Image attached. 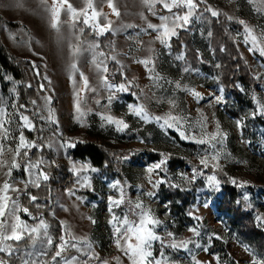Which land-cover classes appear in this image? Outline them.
I'll return each instance as SVG.
<instances>
[{
    "label": "rangeland",
    "instance_id": "1",
    "mask_svg": "<svg viewBox=\"0 0 264 264\" xmlns=\"http://www.w3.org/2000/svg\"><path fill=\"white\" fill-rule=\"evenodd\" d=\"M214 17L251 85L226 88ZM0 39L36 92L33 118L0 67V264H264V0H0ZM88 142L120 170L74 155ZM44 147L76 178L60 235L17 198Z\"/></svg>",
    "mask_w": 264,
    "mask_h": 264
},
{
    "label": "trees",
    "instance_id": "2",
    "mask_svg": "<svg viewBox=\"0 0 264 264\" xmlns=\"http://www.w3.org/2000/svg\"><path fill=\"white\" fill-rule=\"evenodd\" d=\"M166 11V10H165ZM226 22L224 19L214 17L212 19V26L214 29L215 38L225 46L224 56L226 59V68L223 75V82L229 91H236L237 81L239 79L245 81L251 85L254 82V77L244 67L241 58L234 48L227 32H225ZM185 31L179 30V34L172 38L171 44L174 50H180L183 44L186 43ZM29 64L28 59L17 58L0 39V67L13 73V75L22 80V87L20 89L21 94L19 98V107L29 113L35 118V108L32 103V98L36 92L33 87H28L26 84V77L24 76V65ZM39 71V70H38ZM36 76H40V72L36 73ZM40 77H37L39 82ZM41 80H44L41 79ZM45 154L50 159V165L45 168V173L48 178L44 179L37 187H28L27 190L22 191L17 195L21 205V214L30 224H37L41 220H47L50 222L51 227L55 234H62V224L56 217H53L51 210L53 209L58 189H70L75 183V175L69 169L65 162L59 161L56 156L47 150L45 147L42 149H36L37 152ZM86 154L89 156L102 170L107 171L109 169L120 170L119 160L113 153L109 152L104 146L97 142H88L85 144H78L74 151V155ZM211 171L212 169L209 168ZM223 184L229 186L231 184L227 177L220 176ZM30 193L34 195L31 197Z\"/></svg>",
    "mask_w": 264,
    "mask_h": 264
}]
</instances>
